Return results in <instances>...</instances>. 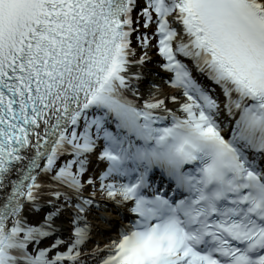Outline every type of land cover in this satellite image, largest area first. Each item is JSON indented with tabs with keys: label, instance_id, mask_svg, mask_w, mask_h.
<instances>
[{
	"label": "snow or ice",
	"instance_id": "1",
	"mask_svg": "<svg viewBox=\"0 0 264 264\" xmlns=\"http://www.w3.org/2000/svg\"><path fill=\"white\" fill-rule=\"evenodd\" d=\"M0 264H264V0H0Z\"/></svg>",
	"mask_w": 264,
	"mask_h": 264
},
{
	"label": "bare ground",
	"instance_id": "2",
	"mask_svg": "<svg viewBox=\"0 0 264 264\" xmlns=\"http://www.w3.org/2000/svg\"><path fill=\"white\" fill-rule=\"evenodd\" d=\"M163 75H167V74L165 73V74H163ZM149 79H155V80H156V83H158V84H162V80H161L160 78H158V77L150 76Z\"/></svg>",
	"mask_w": 264,
	"mask_h": 264
},
{
	"label": "rangeland",
	"instance_id": "3",
	"mask_svg": "<svg viewBox=\"0 0 264 264\" xmlns=\"http://www.w3.org/2000/svg\"><path fill=\"white\" fill-rule=\"evenodd\" d=\"M149 67H153V65H149ZM156 71H158V72H159L160 70H159V69H156Z\"/></svg>",
	"mask_w": 264,
	"mask_h": 264
}]
</instances>
